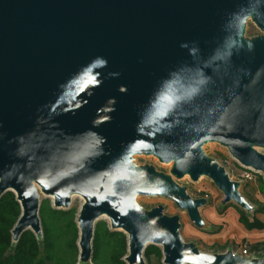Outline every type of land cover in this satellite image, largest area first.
Returning a JSON list of instances; mask_svg holds the SVG:
<instances>
[{"label": "water", "instance_id": "water-1", "mask_svg": "<svg viewBox=\"0 0 264 264\" xmlns=\"http://www.w3.org/2000/svg\"><path fill=\"white\" fill-rule=\"evenodd\" d=\"M212 143L264 179V0H0V197L21 207L14 243L43 237L42 196L64 211L78 196V264L93 263L102 219L127 236V264H146L149 246L163 264H264L203 251L179 215L138 202L169 199L209 231V200L179 184L208 178L222 205L256 212Z\"/></svg>", "mask_w": 264, "mask_h": 264}, {"label": "trees", "instance_id": "trees-1", "mask_svg": "<svg viewBox=\"0 0 264 264\" xmlns=\"http://www.w3.org/2000/svg\"><path fill=\"white\" fill-rule=\"evenodd\" d=\"M260 191L264 193V179ZM239 210L242 215L241 222L248 229L263 228V225L257 220L249 223L248 214ZM257 211L264 213V206H261ZM20 214L21 207L16 201L15 194L8 192L0 197V264H66L57 251V239L61 233L60 223H65L63 225L66 232L64 237L68 236L65 248L73 252L75 261L77 258L78 262L76 254L79 256L77 246L79 231L76 214L73 210L64 211L41 206L40 219L43 237L38 238L32 231H27L22 234L18 242L14 243L12 229ZM127 248L128 241L124 233L113 232L109 227H99L97 223L93 240V264H127L123 260L127 255ZM256 253L250 251L251 255H256ZM106 255L107 260L104 258ZM144 255L146 259H150L152 255L163 258L162 250L156 246H149Z\"/></svg>", "mask_w": 264, "mask_h": 264}, {"label": "rangeland", "instance_id": "rangeland-1", "mask_svg": "<svg viewBox=\"0 0 264 264\" xmlns=\"http://www.w3.org/2000/svg\"><path fill=\"white\" fill-rule=\"evenodd\" d=\"M259 34V30L256 28V26L250 22L249 23V28H248V37H252L255 35ZM205 150L208 155L211 157L215 158L221 165H223L230 177L233 180L240 181L242 182V187H241V192L245 196L246 194L249 195L251 200L253 202L257 201V204L251 203L245 196V198L250 202V204L254 205L256 208H260L262 205L259 203V200L252 195V193H257L259 186H261V183L263 182V176L257 172H254V180L249 181L246 180L243 175L245 172H248L246 168L242 167L237 161H235L231 155L229 154L228 150L219 144H208L205 147ZM135 161L139 165H152L156 167V169L160 172L164 173H170L171 165L170 164H162L160 163L155 157L152 156H136ZM179 184L182 186H185L188 188L189 193L192 195L194 198H200V197H205L209 200L210 204L209 206L213 208V206H217L218 208L221 209H227L230 206L234 205H222V200H223V194L216 188V186L213 184V182L208 179V178H202L198 182H192L189 177H185L181 181H179ZM250 192V193H249ZM261 198L264 200V194L261 195ZM138 202L140 205H142L145 209L151 210L157 206H164L165 208V213L167 215H179L181 217V222H182V228H181V235L183 239L187 242L192 241L191 236H190V229H195L201 232L204 235V240H195L197 241V245L206 252L209 253H216L217 251H220L217 246L212 245L211 243L208 244L207 240L210 238L209 235H211L207 230H200L196 228L190 221L187 213L185 211L180 210L173 201L165 198H159V197H139ZM84 201L80 197H75L72 200V206L71 210H73L76 214V216L79 214V211L83 205ZM41 206L44 208H50L53 206L52 204V199L46 198L45 196L41 197ZM205 210V209H204ZM203 210V211H204ZM211 211V210H210ZM210 211L207 209L205 210V216L210 217ZM251 216V215H250ZM206 223V222H205ZM63 225L65 223H60L59 226H61V233L59 234V239H57V251L59 252L60 257L66 262V264H78L77 258L75 261L74 254L71 250L65 248V244L67 243V237H64L65 228ZM99 227H110V222L108 219H102L101 221L98 222ZM225 226V225H224ZM223 225H220V230L223 232ZM64 231V232H62ZM217 231V232H218ZM208 235V236H207ZM62 236V238H61ZM224 248H221V250ZM236 252H238L239 249L234 248ZM76 257L77 254H76ZM105 260H107V255L104 256ZM144 259L146 264H163V258H159L156 255H152L150 259H146L144 255ZM93 264V263H92Z\"/></svg>", "mask_w": 264, "mask_h": 264}, {"label": "crops", "instance_id": "crops-1", "mask_svg": "<svg viewBox=\"0 0 264 264\" xmlns=\"http://www.w3.org/2000/svg\"><path fill=\"white\" fill-rule=\"evenodd\" d=\"M262 194L264 193L260 191V186L257 193H252V195H254V197L259 200V203H263L262 205H264V200L263 198H261ZM245 196L251 203L257 204V201L253 202L249 195L246 194ZM204 209H208L209 211L211 210L210 217L205 216ZM201 214L204 221L208 225V232L211 234L209 235L210 238L207 240V243H211L212 245L217 246L220 250L217 252H225L229 249L237 248L239 249V253H241L243 249H248L251 252H257L256 255H261L264 253V213L257 211L253 212L251 216L248 215L249 223H253L255 220H257L263 225V228L261 229H248L241 222L242 215L238 207H236L235 205L230 206L227 209H221L217 206H213V208H211L208 205L201 210ZM220 225H225L223 228V232L222 230L220 232L218 231L220 230ZM189 234L191 236V240L196 243L197 241L195 240H204L205 238L201 232L195 229H190ZM221 248L224 249L221 250Z\"/></svg>", "mask_w": 264, "mask_h": 264}, {"label": "built area", "instance_id": "built-area-1", "mask_svg": "<svg viewBox=\"0 0 264 264\" xmlns=\"http://www.w3.org/2000/svg\"><path fill=\"white\" fill-rule=\"evenodd\" d=\"M247 170H249V171L248 172H245L244 175H243V177L246 180L253 181L254 180V175L253 174H254L255 171L250 170V169H247ZM241 254L243 256H245V257L251 256L250 251L248 249H243L241 251Z\"/></svg>", "mask_w": 264, "mask_h": 264}, {"label": "bare ground", "instance_id": "bare-ground-1", "mask_svg": "<svg viewBox=\"0 0 264 264\" xmlns=\"http://www.w3.org/2000/svg\"><path fill=\"white\" fill-rule=\"evenodd\" d=\"M75 197H78V196H74L73 199H74ZM80 198H81V197H80ZM81 199H82V198H81Z\"/></svg>", "mask_w": 264, "mask_h": 264}]
</instances>
